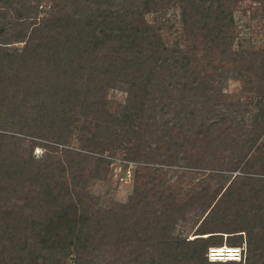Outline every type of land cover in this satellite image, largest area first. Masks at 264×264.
<instances>
[{"label":"rangeland","instance_id":"obj_1","mask_svg":"<svg viewBox=\"0 0 264 264\" xmlns=\"http://www.w3.org/2000/svg\"><path fill=\"white\" fill-rule=\"evenodd\" d=\"M29 1L31 5L42 4L38 6V10L46 8L45 12L40 11L36 15L37 19L47 17L55 9L65 23L79 20V24L82 20H89L88 6L93 4L89 0ZM13 5L16 8L22 6L21 3ZM233 5L235 27L230 32L233 39L221 38L210 48L208 37L200 35L196 37V48L190 52L189 67H177L178 64L166 62L165 68L160 67L157 71L159 74H185L189 78H192L191 74H213L214 88L208 94H204V90H195L193 94L196 99H191V90L187 87L184 89L186 78L181 77V83L170 89L175 95L188 99L184 102L185 107L178 102H169L172 99L161 102L159 99L150 119L152 126L141 127L140 139L136 140L134 136L123 139L126 132L118 125L119 122L111 120L112 115L120 116L126 107L131 80L130 76L124 74L134 73L128 66L122 65L121 58L127 55L126 50H129L130 56H134L133 47L126 45L115 55L110 49H102L98 45L97 48L100 49L98 54H94L95 58L88 55L87 59H82L83 69L79 68L77 57L73 59L67 56V60L59 66L64 74H94L92 77L87 75L72 86L75 88L74 94L86 100H99L98 108L88 109L85 113L79 110L78 121L72 116V119H65L64 122L48 121V127H43L36 109L40 113L44 110L42 105L48 101L47 96L38 95L39 87L32 86V82L22 84L23 95L15 99L20 109L7 116L0 127L2 134L6 135L7 148L22 163L34 158L42 160L39 164L41 167L49 163L53 168L49 174L52 185L64 181L65 191H77L92 215L100 211L101 215L103 213L109 217L110 222L103 228L102 234L112 235L102 245L99 264H145L144 250L156 243V236H159L157 234L172 230L173 235L192 240L198 236L210 235H200L199 232L208 230L211 226V230L232 231L227 230L228 224H233L234 220L244 214V209L237 212L240 207L229 210L223 208L218 213L216 211L219 209L212 210L229 184L243 180L244 172L241 168L250 156L256 154L257 157L260 154V159L264 160V130H260L264 128V96L261 98L259 93L261 87H264V81L262 83L261 80L264 74V14L261 7L264 4L256 0H236ZM6 9L11 15L15 14V10ZM176 11L178 12L177 8H171L169 13L174 14ZM147 18L153 19L152 13ZM171 22L173 28L167 33L173 39L176 35L174 30L179 29L180 24L178 19H171ZM55 28L56 26H50L40 32L36 47L42 50L41 40L51 38L56 43L49 44L47 48H50L51 53L56 51L58 59L59 50L54 48L60 43L64 45L66 37L62 27L61 30H56V34H51V29ZM7 29L12 34L15 32L12 28ZM206 32L204 29L201 34L205 35ZM10 39V48L24 44V41L21 42L14 36ZM39 73L35 72L33 78ZM41 74H49V70L43 69ZM174 80L177 79H170L175 83ZM53 101L48 102L49 106L53 108L54 105L59 111L58 103ZM161 105L163 111L159 109ZM190 110L195 113L191 119ZM59 115L63 118L61 112ZM164 121L169 122V126L179 127L173 129L170 136L163 137L162 134H166L168 129ZM82 126L87 131L82 130ZM195 126L197 129L191 130ZM163 128L165 131H161ZM257 131H261L259 138ZM185 132L190 137L187 144L182 148L174 145V140L181 141ZM171 138L173 142L168 144L167 141ZM253 138H256L255 141ZM259 145L260 150L257 151ZM130 147L137 148L144 163L127 155ZM139 164L150 168L145 171L143 180L137 178L139 189L150 193L141 205L130 199L136 189L135 172ZM33 170L36 169L33 167ZM63 175L68 178L64 179ZM74 175L78 181L77 184L74 182L73 191L71 180L74 181ZM204 186L209 193L206 192L207 198L202 201L197 195ZM218 187L223 189L216 195L214 191ZM1 197L7 202L9 192L6 191ZM65 198L68 199L67 196ZM23 200V196L12 195L9 203L20 206L23 205ZM173 202V209L176 207V210L171 211L166 207ZM165 208L169 213L163 212ZM216 233L223 234V246L240 248L241 261H233L244 263L246 234L242 232V243L231 244L230 242L238 239L234 236L235 232ZM215 239L218 241V238ZM210 249L212 248L208 247V260ZM143 252L144 255L141 256Z\"/></svg>","mask_w":264,"mask_h":264},{"label":"trees","instance_id":"obj_2","mask_svg":"<svg viewBox=\"0 0 264 264\" xmlns=\"http://www.w3.org/2000/svg\"><path fill=\"white\" fill-rule=\"evenodd\" d=\"M89 1L93 3L88 6L89 20L85 22L82 20L79 24L77 23L79 20L74 19H72L73 23H65L55 9L50 11L47 17L43 16L38 20L36 15L40 11L45 12L46 9L38 10L39 3L31 5L29 0L18 2L0 0V127L7 116L13 114L16 109H20L15 99L23 95L24 85L22 84L27 82H32L34 87H39L38 95L47 96L48 101L42 105L44 110L40 113L36 109L43 127H48V121L64 122L65 119H72V116L76 117L75 121H78L79 110L85 113L88 109L98 108V99L86 100L74 94L75 88L72 87L87 75L92 77L91 75L94 76V74H64L59 68L68 56L73 59L79 58L77 59L79 68L83 69L82 59H87L88 55L95 58L94 54H98L100 49L97 48L98 45L102 49H110L115 55L120 48L128 45L133 47L132 53L135 54L130 56L129 50H126L127 55L121 58L122 65L128 66L134 73L124 74L130 76L131 80L126 107L120 116L110 115L111 120L119 122L118 125L122 126L126 132L123 139L132 136L136 140L140 139L141 127L152 126L150 119L154 115L153 109L159 104V99L160 102L172 99L169 102H178L185 107L184 102L188 99L175 95L170 89L181 83V77L186 78L184 89L187 87L191 90V99H196L193 94L195 90H204V94H208L214 88L213 74H191L192 78H189L185 74L183 76L182 74H159L157 71L160 67L165 68L166 62L178 64L177 67H189L190 52L196 48V37L200 35L208 37L210 48L221 38L233 39L230 32L235 27L233 4L236 0H124L119 3L116 0ZM256 1L264 4V0ZM15 3H21V8H16L13 5ZM6 8L15 10V14L11 15ZM171 8H177L178 12L169 13ZM60 10L62 12V9ZM261 12L264 14V6L261 7ZM149 13H152L153 19L147 18ZM177 15L179 18H176ZM171 19L174 21L178 19L180 24L179 29L174 30L176 35L173 39L167 33L171 27L173 28ZM50 26H56L55 29H51V34H56V30H61V27L65 32V44L60 43L54 48L59 50L58 59L57 52L51 53L50 48L49 50L47 48L49 44L56 43L51 41V38L41 40L42 50L36 47L40 32ZM7 28H12L15 32L12 34ZM204 29L207 31L205 35L201 34ZM13 36L21 42L24 41L23 46L10 48L12 46L10 38ZM43 69L49 70V74H41ZM35 72L40 73L35 74L33 78ZM169 78L177 80L173 83ZM261 80L263 83L264 74ZM262 89H264L263 86L259 91L261 98L264 96ZM51 101L58 103L59 111L54 105V109L49 106ZM191 102L195 103L193 100ZM159 109L163 111L162 105ZM59 112L62 113L63 118ZM189 113V119L195 116L193 110ZM164 122L168 129L166 134H162L163 137L170 136V132L179 127L178 125L174 128V125L169 126V122ZM180 128L179 130H183ZM184 129L189 130L188 127ZM195 129L197 126L191 130ZM198 129L200 130L201 127ZM82 130L87 131V128L82 126ZM161 131H165L164 128ZM257 132H259L257 135L259 138L261 131ZM191 133L193 134L192 131ZM5 136L0 130V264H99L102 245L112 235V233L102 234L103 228L110 222L109 217L103 213L101 215L100 211H97L95 215L89 212L83 203V198L74 191V182L77 184L76 181H78L75 175L74 181L71 180L74 192L68 189L65 191L64 181L52 185L49 182V174L53 170L50 164L46 163L45 167H41L39 164L42 160L35 158L24 163L17 160L16 155H13L14 152L7 148ZM181 137V141L175 139L173 142L172 138L166 141L168 144L173 142L174 145L177 144L182 148L190 137L186 135V132ZM255 139L253 138L254 141ZM127 150V155L131 159L140 163L143 161L136 147H130ZM259 150L260 145L257 148V151ZM255 155L250 156L241 168L244 172L243 180L240 183L229 184L212 208V210L219 209L217 213L223 208L229 210L240 207L237 212L244 209L242 216L234 220L233 224H228L227 230L232 231L211 230L213 229L211 226L208 230L199 232L200 235L207 233L210 235L198 236L192 240L175 236L171 233L172 230L159 233L157 234L159 236H156V243L144 250V263L264 264V160L260 159V154L257 157ZM33 167L36 170H33ZM146 170L150 168L139 164L135 172L136 189L130 199L131 202L137 201V205L144 204L147 196L150 195L148 190L139 189L137 182V178L144 179ZM63 178L66 179L68 176L63 175ZM203 188L201 191L204 194L199 192L201 195L198 194L197 197L205 201L208 191L205 186ZM222 189L218 187L214 192L217 195ZM6 191L9 192L7 202L1 197ZM12 195L23 196V205H10ZM174 206L175 202L166 208L171 211L176 210V207L173 209ZM166 208L163 212L169 213ZM174 222L175 220H173V226ZM213 225L216 226V224ZM216 232H235L234 236L238 239L230 242L231 244L242 243V232L246 234L244 263H236L235 260L225 262L210 258L208 260V247L223 246V234ZM215 238H218V241Z\"/></svg>","mask_w":264,"mask_h":264},{"label":"bare ground","instance_id":"obj_3","mask_svg":"<svg viewBox=\"0 0 264 264\" xmlns=\"http://www.w3.org/2000/svg\"><path fill=\"white\" fill-rule=\"evenodd\" d=\"M233 250L234 249H227L226 246L225 247L224 246L217 247V249H214L213 251H216L215 254H218L219 256L214 257L212 259L213 260H223V261H226V260H235V259H237L236 257H234V258H226V257H223L222 256V254L224 253V251H233Z\"/></svg>","mask_w":264,"mask_h":264},{"label":"clouds","instance_id":"obj_4","mask_svg":"<svg viewBox=\"0 0 264 264\" xmlns=\"http://www.w3.org/2000/svg\"><path fill=\"white\" fill-rule=\"evenodd\" d=\"M225 247V246H224ZM227 248H234V249H236V251L237 252H235L237 255L239 254V256H236L235 255V257H237V259H235L236 261L237 260H240V256H241V254H242V252H241V250H240V248H238V247H232V246H226ZM223 248V247H222ZM211 250V249H210ZM209 250V251H210ZM224 253H225V251H224ZM218 255V254H217ZM222 255H224V254H222ZM223 257H226V256H223ZM211 259V258H210ZM211 260H213V259H211Z\"/></svg>","mask_w":264,"mask_h":264},{"label":"built area","instance_id":"obj_5","mask_svg":"<svg viewBox=\"0 0 264 264\" xmlns=\"http://www.w3.org/2000/svg\"><path fill=\"white\" fill-rule=\"evenodd\" d=\"M214 249H217V248H212L211 250H210V258L212 259V258H214V257H217V254H215V252L216 251H213ZM235 252H237V251H235ZM236 256H239V254L237 255V254H235Z\"/></svg>","mask_w":264,"mask_h":264}]
</instances>
